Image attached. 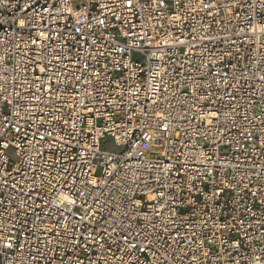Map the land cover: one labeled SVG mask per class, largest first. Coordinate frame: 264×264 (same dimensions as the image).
<instances>
[{
    "label": "built area",
    "instance_id": "2783aa9c",
    "mask_svg": "<svg viewBox=\"0 0 264 264\" xmlns=\"http://www.w3.org/2000/svg\"><path fill=\"white\" fill-rule=\"evenodd\" d=\"M0 264H264V0H0Z\"/></svg>",
    "mask_w": 264,
    "mask_h": 264
},
{
    "label": "rangeland",
    "instance_id": "374dc122",
    "mask_svg": "<svg viewBox=\"0 0 264 264\" xmlns=\"http://www.w3.org/2000/svg\"><path fill=\"white\" fill-rule=\"evenodd\" d=\"M105 148L111 150V151H119L120 149L117 148L111 139H108L104 145Z\"/></svg>",
    "mask_w": 264,
    "mask_h": 264
}]
</instances>
